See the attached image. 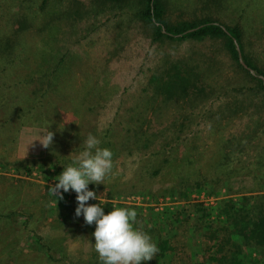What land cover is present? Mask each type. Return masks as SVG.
<instances>
[{
	"label": "rangeland",
	"instance_id": "rangeland-1",
	"mask_svg": "<svg viewBox=\"0 0 264 264\" xmlns=\"http://www.w3.org/2000/svg\"><path fill=\"white\" fill-rule=\"evenodd\" d=\"M247 1L254 8L252 18L245 20L237 12L242 0H229V5L217 9L201 0H183L180 6L187 17L210 15L230 25L241 23L247 32V52L264 66V12L259 11L264 0ZM34 4L0 0V264H100L93 245L95 224L75 215L76 193H64L57 201L48 191L71 161L67 156L90 132L101 139V147L113 151L116 174L106 178L105 185L89 188L100 196L106 213L114 205L135 208V226L142 225L153 236L167 219L158 212L168 206L175 209L188 202L211 207L220 199L248 194L256 185L254 174L240 171L252 166L251 159L264 149V103L236 91L241 75L221 44L154 43L147 27L133 16L131 0L122 8L101 0ZM167 53L209 65V81L220 90L212 101L191 110V123L179 143L172 142L178 132L166 131L170 143L164 144L161 133L152 145L142 142L138 150L135 138L124 140L127 122H137L145 112L148 122L143 126L153 136L162 128L171 129L186 111L179 99L156 106L147 103L149 77ZM236 105L240 111L234 114ZM111 123L115 129L105 136ZM49 128L54 142L44 148L36 139ZM233 138V144L228 143ZM169 155L173 162L162 168L163 174L162 170L155 177L144 174L156 165L157 157ZM222 166L232 170L225 182L216 174ZM179 172H198L203 182L200 190L190 189L185 200L175 180ZM191 212L174 215L189 220L177 229L173 264H203L208 255L207 242L200 240L194 226L200 215Z\"/></svg>",
	"mask_w": 264,
	"mask_h": 264
},
{
	"label": "trees",
	"instance_id": "trees-1",
	"mask_svg": "<svg viewBox=\"0 0 264 264\" xmlns=\"http://www.w3.org/2000/svg\"><path fill=\"white\" fill-rule=\"evenodd\" d=\"M37 1L30 0L33 4ZM41 1L45 6L47 2L52 0ZM101 1L122 8L127 7L126 1L130 0ZM182 1L131 0L132 14L147 27V33L152 42L159 45H163L167 41L183 42L187 40L221 44L222 49L226 51L225 54L237 65L241 75L242 83L236 88V91L247 95L245 99L264 103V66L256 62L247 52L248 41L245 27L241 23L227 24L210 15L187 17L185 16L186 12L181 9ZM201 1L203 4H212L214 9L221 8L226 3L229 5V0ZM252 5L250 1L242 0L240 7L237 8L241 20L252 18L253 15L250 13V10L254 8ZM259 11L264 12V4L259 7ZM249 27L252 30L254 24L250 23ZM210 69L209 65L204 66L195 62L192 57L185 55L178 57L172 53L165 54L149 77L147 103L156 106L159 101L179 99L184 103V106L187 105L186 111L180 121L174 122L171 129L162 128L156 133H152L153 136L148 135L150 129H144L143 122H148L147 115L145 112H141L137 117V122L131 120L123 126L124 140L129 142L131 138H135L137 145L135 148L140 149L139 145L142 142L147 141L152 145L156 136L162 133V136L165 137L166 131H173L178 132V134L172 142L179 143L180 134H184L191 123V110H198L208 101H212V96L217 95L220 90L209 81ZM41 78L44 77H39V80ZM53 78L54 76L50 77L52 84ZM35 79L38 80L37 77ZM45 93L47 95L48 91ZM34 95L36 94L34 93ZM226 110L230 114L231 108L227 107ZM232 110L235 111L234 114H237L240 111V106L236 105ZM117 124L121 123L117 122ZM114 129L115 125L111 123L109 127L104 129V135H109ZM233 140L234 138L229 139L228 143L233 144ZM168 143L170 142L165 137L164 144L167 145ZM144 146H147V143H144ZM128 150L130 152L132 149L129 148ZM243 150L245 151V149ZM155 153H160V149ZM117 155H119V150L116 148ZM172 160L173 155H169L167 158L157 157L153 161V164L156 165L151 166L150 170H143V172L147 177H155L162 168L171 164ZM187 161L190 162L192 159ZM251 162L252 166L242 167L240 171L245 176L254 174L256 185L247 191L248 194H242L237 198L220 199L216 205L211 207L187 202L175 206V209L168 206L163 211L158 212V215H167V219L163 222L162 233L159 232V235L156 236L151 235L159 247V253L151 261L142 262V264H173V258L177 256L175 242L178 234L177 229L186 227L189 220L181 221L174 215H184L186 211L191 209H193V213L191 212L189 215H200L199 221L194 225L198 231V237L207 242L204 252L208 255L202 261L203 264H264V149L255 156V159H251ZM216 170V174H221L224 182L228 180L227 176L232 174L231 169H224L223 166ZM196 175L199 173L193 175V172L190 174L179 172L175 176V180L180 184L178 186H181L178 190L182 200L187 198L190 189L200 190L202 188L203 182L200 176ZM181 207L184 209H179ZM205 218H209V220L206 221ZM254 252H256V257H253Z\"/></svg>",
	"mask_w": 264,
	"mask_h": 264
},
{
	"label": "clouds",
	"instance_id": "clouds-1",
	"mask_svg": "<svg viewBox=\"0 0 264 264\" xmlns=\"http://www.w3.org/2000/svg\"><path fill=\"white\" fill-rule=\"evenodd\" d=\"M54 135L49 128L36 140L48 148L54 142ZM113 155L111 149L101 147V139L96 134L88 133L67 156L71 161L63 165V171L54 178L57 182L48 191L57 201L63 199L64 193H76L75 215H83L88 225L95 224L93 245L100 264H142L151 261L159 253V247L142 225L135 226L136 209L114 205L106 213L100 196L89 188L90 184L105 185L106 178L116 174ZM90 199L99 203H87Z\"/></svg>",
	"mask_w": 264,
	"mask_h": 264
},
{
	"label": "water",
	"instance_id": "water-1",
	"mask_svg": "<svg viewBox=\"0 0 264 264\" xmlns=\"http://www.w3.org/2000/svg\"><path fill=\"white\" fill-rule=\"evenodd\" d=\"M242 63L245 65V63L242 61ZM246 66V65H245Z\"/></svg>",
	"mask_w": 264,
	"mask_h": 264
}]
</instances>
